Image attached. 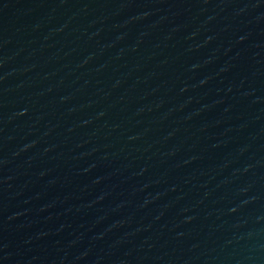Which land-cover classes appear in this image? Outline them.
Masks as SVG:
<instances>
[{"label": "water", "instance_id": "1", "mask_svg": "<svg viewBox=\"0 0 264 264\" xmlns=\"http://www.w3.org/2000/svg\"><path fill=\"white\" fill-rule=\"evenodd\" d=\"M0 264H264V0H0Z\"/></svg>", "mask_w": 264, "mask_h": 264}]
</instances>
